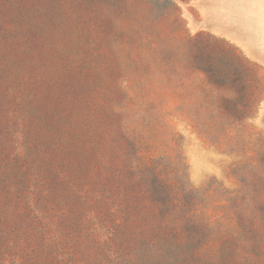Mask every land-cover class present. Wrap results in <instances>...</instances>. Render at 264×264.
Segmentation results:
<instances>
[{
	"label": "rangeland",
	"instance_id": "obj_1",
	"mask_svg": "<svg viewBox=\"0 0 264 264\" xmlns=\"http://www.w3.org/2000/svg\"><path fill=\"white\" fill-rule=\"evenodd\" d=\"M192 1L0 0V264H264V0Z\"/></svg>",
	"mask_w": 264,
	"mask_h": 264
},
{
	"label": "crops",
	"instance_id": "obj_2",
	"mask_svg": "<svg viewBox=\"0 0 264 264\" xmlns=\"http://www.w3.org/2000/svg\"><path fill=\"white\" fill-rule=\"evenodd\" d=\"M202 2V0L192 1L190 4L183 5L182 9L185 12L181 13V17L184 19L186 26L189 30V34L187 36V40H189V36L192 37L197 36L201 33H206L216 37H222L225 40L232 42V39L224 34H218L212 31L215 27L214 25V9L212 4ZM231 40H229L228 38Z\"/></svg>",
	"mask_w": 264,
	"mask_h": 264
}]
</instances>
